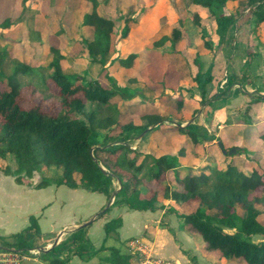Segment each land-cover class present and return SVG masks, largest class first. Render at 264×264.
Here are the masks:
<instances>
[{
  "label": "trees",
  "instance_id": "obj_1",
  "mask_svg": "<svg viewBox=\"0 0 264 264\" xmlns=\"http://www.w3.org/2000/svg\"><path fill=\"white\" fill-rule=\"evenodd\" d=\"M27 1H14L15 8L11 15L0 12V159L7 162L4 174L11 176L18 185H28L33 174L40 172L42 167H55L61 170V178L55 182L56 185L103 194L107 199L105 206L114 194L110 206L107 209L104 206L97 212L92 217L93 221L107 214L112 207L154 211L158 196L170 198L188 208L195 204L188 213L179 217L200 236L206 251L217 253L224 264L228 261L264 264V225L259 220L264 216L262 170L253 168L244 173L238 171L234 164L228 163L224 169L217 164H206L196 171L182 167L179 163V159L185 155L184 146L176 152L160 155L153 152L140 154L131 148V143L152 126L156 129L152 128L146 135L168 126L166 129H174L189 139L191 144H201L194 132L195 126L181 127L166 118L167 115L155 110L142 112L138 123L120 122V109L111 101L115 95L123 101L138 99L147 105L170 96L174 97L178 114L183 107L181 90L178 86H168L165 71L162 70L158 79L151 74L153 81L165 90V93L155 96L153 87L140 80L141 68L136 69V54H128L124 58L114 57L116 42L127 38L135 18L119 7L116 0H81L88 4L89 9L79 23L81 32L78 39L71 42L75 50L64 53L48 40L43 54L21 62L11 55L7 46L1 44L4 41L2 30L10 28L16 20L20 26L27 23L20 21L19 15L26 14V20H30L31 16L25 8ZM48 1L49 5H55L54 0ZM184 1L207 11L204 18L195 11L187 12L191 23L200 30L197 39L206 52L213 50L210 39L212 33L217 36V46L232 41L230 30L243 16L245 9L250 15V21H245L255 27L264 23V0H244L242 11L237 8L235 12L228 11L226 6L238 0H181ZM64 5L65 0H62L58 7ZM61 33L60 29L51 36L58 37ZM27 35L29 39L41 42L39 31L28 27ZM179 39L180 32L174 28L168 35H162L152 42V47L158 49L169 43L172 52ZM83 56L88 63L98 65L104 71L109 65L116 64L120 68L137 70V73L120 86L105 72L104 77L110 85L107 89L95 80L75 74L71 62ZM199 57V51L195 49L194 57L190 60L194 69L191 70V82L199 96L204 97L206 87L212 81V66L203 69ZM63 62L68 65L63 67ZM248 65L247 62L245 67ZM152 69L145 71L144 75L152 73ZM21 78L28 79V82ZM231 84L230 80H226L225 86L217 91L228 94ZM38 91H42L43 95L38 94ZM44 92L57 98L59 108L55 114L42 109V103L51 102ZM23 93L30 97L38 95L39 104L24 108ZM254 95L252 103H264V94ZM217 98L218 93L212 95L210 100ZM250 105H247V116ZM261 122L263 126L251 134L264 143V118ZM237 124L255 125L249 117ZM166 176L171 177L168 185L150 191L147 199L141 197L140 186L143 183L162 182ZM115 183L118 188L114 187ZM49 184L50 180L43 179L34 188L40 189ZM126 185L129 194L125 190ZM29 220L32 224L23 232L9 236L10 242L3 240L7 248L19 252L34 249L35 242L26 240L24 233L33 230L38 235L39 228L34 217ZM121 225L119 216L107 221L103 225V244L97 249L86 238L85 228L74 229L59 244L46 252H40L39 258L47 264H69L74 256L89 261L99 253L108 252L99 264H132L131 254L117 247L105 246L107 240L119 241L118 230ZM255 236L261 237V240L254 242ZM63 247L66 248L65 256L57 257L56 254Z\"/></svg>",
  "mask_w": 264,
  "mask_h": 264
},
{
  "label": "crops",
  "instance_id": "obj_2",
  "mask_svg": "<svg viewBox=\"0 0 264 264\" xmlns=\"http://www.w3.org/2000/svg\"><path fill=\"white\" fill-rule=\"evenodd\" d=\"M116 1L119 7L135 18V23L130 25V31L127 38L116 42V55L114 57L118 56L119 58H124L128 54H136V69L138 70L141 68L142 78H140V80L144 82V72L152 68L157 70L162 67L163 71L167 73L165 74L167 79L174 69L179 72L182 68L176 67L174 61H180L177 57H184V60L190 59L194 53L193 49L196 47V40H198L197 35L200 31L198 27L191 23L190 19L187 17V12L195 11L201 18H204L205 16H203V14L205 15L207 11L192 6L188 1L181 2V0ZM61 2L62 0H54L55 7L52 10L49 8V5L48 8L45 9L44 3L42 2L36 3L34 0H28L25 3V8L27 9V13L31 16L30 20H26V14L19 15L20 21H25L27 23H24L21 26L18 24L12 25L10 28L2 30V33L4 34V41H1V44L10 49L12 56L17 50L22 51L23 49H27L28 51H32V53L38 54V49L41 51V47H45L48 40L50 44L52 43L53 45L58 46L64 53H67L70 50L74 51L75 48L72 49L71 42L78 39L81 32V29L78 27L79 23L82 15L88 11L89 6L81 0H65V5L58 7ZM235 3L237 2L227 4V10ZM183 4L185 6H183ZM0 12L5 13L6 15H11V6L7 9H2V6H0ZM64 19L65 21L63 22ZM261 25H264V23ZM17 26L20 30L24 28L26 35L28 34L27 27L39 31L41 42L38 43L31 38L29 39L27 36L17 45L11 43V31L17 29ZM174 28L179 30L180 39L175 46V51H169L167 53L169 59H166L164 58L166 54H163L162 51L164 49H168L169 43H166L163 47L154 49L152 47V42L157 40L162 35H168ZM60 29L62 30V33L59 34L58 37L51 36L59 32ZM214 37H216V35L212 33L210 36L212 41L214 40ZM64 63L66 66L68 65L67 62H63V67H66ZM71 63V68L74 71L81 65L83 68L87 69H93L95 67L94 64L88 63L84 56ZM167 64L170 66L168 67ZM165 67H168L167 70H165ZM137 70H127L118 67L116 64H111L105 69V71L103 70V74L107 72L108 75L115 80L117 85L122 86L127 78L137 73ZM168 81L170 83L168 86L172 88H176L177 84L178 86L180 85V78L179 82H177L174 86H172L170 80ZM132 101L133 103L134 101L140 103L138 99ZM140 104L143 105V103ZM125 106V104L123 106L120 104L117 105L120 111L121 108H125ZM154 131L150 132L139 142L140 147L147 148V146H152V142V144H147V146L146 142L153 136L155 133ZM176 133L180 135V133ZM167 135L168 134H165L163 137H153L155 140L157 139L156 141H153V146L155 147L157 145V148L159 149V151H156L159 152L157 155L164 152H176L181 145H183L185 147V155L179 159V163L182 167L193 168L197 171L199 168L206 165V162L209 160H220L217 165L224 169L228 163H234L232 161V157L230 156H227V160L226 158H222V153L218 151L219 148L217 145V150L216 148L215 150H210L212 146L207 145H210L212 141L203 144H192L189 146L185 144V138L179 139L176 137V140L174 139L173 141L168 142L166 140ZM49 169H52V167ZM238 171L240 170L238 169ZM242 172L246 173L244 170H242ZM8 178L12 177L5 175L0 171V184L5 182ZM60 178L61 174H59L57 181ZM46 179L51 181V178ZM167 179L168 176H166L164 181H167ZM166 184L168 185L169 183L167 182ZM20 186H23L26 189L35 190V188L31 186ZM46 186L59 187L61 185H56L51 182V184ZM116 186L118 188L117 183H115L114 187ZM44 187L40 189H43ZM124 187L126 192L129 194V188H126V186ZM157 190L158 189L155 187L148 189L146 186H142L140 190L141 197L147 199L150 196V191ZM9 201V203L0 204V232L15 234L23 231L29 225V217L32 216L36 219V224L39 228L38 235L41 236L40 238L42 239L37 242V245L40 243H42L41 245L45 244L43 248L47 249L54 241L57 240L56 245L63 241V233L67 229L72 232L79 225L87 222L97 212L102 210L107 199L106 196L103 195V198L98 200V205H94L95 207L91 206L86 209L83 214L75 215L76 213H72V215L67 217V220L62 223L63 225H60L59 227H57L58 225L55 227V224L58 221H56V218H53V214L47 212L51 203L43 205L41 208L37 207L34 211H32L26 203L16 201L15 197H10ZM189 210L191 209L187 206L177 204L170 198L164 199L161 196H158L156 210L154 211H133L124 207H112L107 214L99 219H95L90 225L85 227V235L95 249L99 248L103 244L104 240L103 225L110 219L119 216L122 220V225L118 230L119 241H113V243L110 244L109 240H107L105 242L106 247H117L122 250L128 247L129 242L138 239L151 255L171 260L175 264H224V260L219 258L218 255H215L214 252H208L205 250V244L201 240L200 236L184 222L182 217H179L188 213ZM32 212H34V214H32ZM47 215H49L51 222V225L49 226L51 230L44 232L41 229V222L47 219ZM13 216L14 219L12 220L11 217ZM33 233L34 232L32 230L25 232L24 238L26 240L32 239ZM65 252L66 248L63 247L56 254V256L62 258L65 256ZM107 254L108 252L99 253L96 257L89 261H82L78 257L74 256L70 259L69 264H99L100 259ZM37 262L38 263H34L47 264L39 258V256ZM20 264H25V262Z\"/></svg>",
  "mask_w": 264,
  "mask_h": 264
},
{
  "label": "rangeland",
  "instance_id": "obj_3",
  "mask_svg": "<svg viewBox=\"0 0 264 264\" xmlns=\"http://www.w3.org/2000/svg\"><path fill=\"white\" fill-rule=\"evenodd\" d=\"M14 1L16 0H0V6H2V9H7L11 6V11H13L15 8ZM41 1L42 0H37L36 3H40ZM43 3L45 9L48 8L49 1L43 0ZM52 4L49 5V8L53 10L55 6H53ZM184 4L183 6H185ZM243 7L244 0H238L237 3H235L232 7L230 6L229 9L231 12H235L237 8L242 11ZM247 11L248 10L246 9L243 10V16H241L237 23L231 28L230 39L232 38V41L222 46H217L216 36L212 41L214 46L213 50L206 52L204 51L205 49L201 45H199L200 40H196L195 49L199 51V58L203 65V69H206L208 66H212V81L206 87L207 91L204 97L199 96L195 85L190 80L192 73L191 70H194L192 65L190 64V60L194 57V53L192 54L190 59L186 60H184V57H177V59H179L180 61L175 60L174 64L176 65V67L182 69H180L179 72L174 69L171 75L168 76L167 80H170L172 86H174L177 82H179L180 78V85L178 86L177 84L178 88H180L181 90L180 96L183 99V107L180 114H178L175 110L174 97L169 96L165 97L163 101L158 102L157 100H155L154 103H151L149 105L144 103L142 105L140 104L141 102L139 103L137 101H134V103L133 101H123L119 96L115 95L111 99L112 103L116 105L120 104L122 106L124 104L126 105L125 108H121L119 118L120 122L138 123L139 116L142 112H145L147 110L158 111L167 115L168 117H165L170 118L173 123L180 124L181 127H184L186 125L195 126L194 132L196 136H198L201 144L212 141L210 145H207L212 146L210 150H215L217 143L221 142L225 150V153L222 154V158H226V160L227 156H229L228 151L231 148H237L235 154L230 155V157H232V161L234 162L233 164L237 166V170L239 169L241 172L242 170H244L245 172H249L253 168H259L264 172V143L251 134L252 131L254 132L258 130V128H261L263 126L261 119L264 118V103H252V101L255 99V93L264 94V25L255 27L251 23H249L248 21H250V15L248 16ZM206 14L207 13H205V15L203 14V16H206ZM64 21L65 19L63 20V22ZM16 24H18L17 20L14 25ZM19 30L20 29L17 26V29L11 31V43H14L15 45H17L22 39L24 40V38L28 36L25 34L26 31L24 28H22L20 32ZM44 49V46L41 47V51L40 49H38V54H43ZM195 49H193V52H195ZM169 51V47L168 49H164L162 51L163 54H166L164 58L169 59L167 54ZM38 54L32 53V51H28L27 49H23L22 51L17 50L13 57L21 62H27L34 55ZM247 62L249 63V65L245 67V64ZM40 64H43V62H41ZM162 70V67L157 70L152 69V73H147L143 76L145 82L153 87L154 94L156 96H160L162 93H165V90L158 86V82L153 81V79L151 78V74L153 75V78L158 79L161 76ZM7 73L8 72L6 70V74ZM75 74L78 76H82L88 80H95L107 89L110 88L109 83L104 77L103 70H101L99 66L95 65L93 69H87L83 68L81 65L80 67L76 68ZM21 80L24 82H28V79L26 78H21ZM226 80H230L232 84L228 90L230 92L228 94H223L220 91H217V89L223 88L225 86ZM168 84H170L169 81ZM217 93L218 98L214 101L210 100V97ZM38 94L42 96L43 92L38 91ZM22 96V106L24 108L39 104L40 99L38 95L30 97L27 93H23ZM44 96H48L51 99V102L42 103V109L44 111H49L52 114H55L59 108V105L56 102L57 98L51 96L50 94L46 95L45 92ZM249 103H251V105L249 116H247L246 110ZM247 117H249V119L253 123H255V125L247 126L244 124H237V122L242 121L243 118H245L246 120ZM165 125L167 126L168 122H166ZM150 128V130H152V128L156 129L154 126ZM166 128H168V126L164 127V129L162 130H155L153 136L150 137L146 142V146L147 144H154L153 141L155 140L154 138H156V136L163 137L165 134H168L166 139L168 142H171L174 139L176 140L177 138H185L187 140H185V144L189 146L192 145L190 140L185 136L181 134L178 135L172 128L169 130ZM99 134L102 135L103 133L99 132ZM144 136L140 140H137L136 138L134 142L131 143V148L136 149L140 154L153 152L155 155H157L159 153L156 152L159 151L157 145L154 147L152 144V146H147V148L139 146V142L144 138ZM242 150L244 151V153H241ZM218 151L222 153L220 148L218 149ZM139 159H141V157H139ZM218 162H220V160H209L206 162V164L213 165L218 164ZM6 165L7 162L0 159V171L2 173H4ZM59 174H61L60 169H57L55 167H52V169L42 167L40 172H36L33 174L29 184L26 186L34 187L36 184L40 183L43 179L46 178H51V182L55 183L58 179ZM167 182H171V177H168L167 181L162 182H145L140 186V190L142 186H146L148 189L152 187L160 189L161 187L165 186ZM126 188H128V185H126ZM10 197H15V200L18 202L26 203L32 211H34L37 207L41 208V206L51 203L47 212L53 214V218H56V221H58L55 224V227L57 225V227H59L60 225H63L62 223L66 221L67 217H70L72 213H76L75 215L83 214L86 209L90 208L91 206L95 207L94 205H98V200L103 198V194L91 193L85 190H72L64 185H61L59 187L45 186L40 190H31L17 185L14 182V179L8 178L5 180V182L0 184V204L9 203ZM194 206L195 204H193L192 207ZM192 207L190 208L192 209ZM32 214H34V212H32ZM11 218L13 220L14 216ZM259 220L264 225V216H261ZM31 224L32 223L29 220V225ZM50 225L51 222L49 219V215H47V219L41 222V229L44 232H48L51 230L49 227ZM68 231L69 230L67 229L63 233L62 240L68 237V233L70 232ZM11 235L14 234L0 232V250H11L7 248L3 243V240L10 242L11 239L9 238V236ZM40 237L41 236H38L34 232L33 238L27 239L35 242L33 245L36 244V248L34 246V250L36 251L38 250V248H43L45 246V244L41 245L42 243L37 245V242L39 240H42ZM259 240H261V237H253L254 242H257ZM109 243L111 244L113 243V241L109 240ZM121 251L129 253L130 250L128 247H126ZM214 254L218 255L217 253ZM24 262L25 264H35L33 260ZM227 264L240 263L235 261H228Z\"/></svg>",
  "mask_w": 264,
  "mask_h": 264
},
{
  "label": "built area",
  "instance_id": "obj_4",
  "mask_svg": "<svg viewBox=\"0 0 264 264\" xmlns=\"http://www.w3.org/2000/svg\"><path fill=\"white\" fill-rule=\"evenodd\" d=\"M129 254L133 256V264H175L171 260L155 257L149 253L144 245L138 240H132L128 244ZM38 250L30 249L26 252L0 250V264H20L24 261L33 260L38 263Z\"/></svg>",
  "mask_w": 264,
  "mask_h": 264
},
{
  "label": "water",
  "instance_id": "obj_5",
  "mask_svg": "<svg viewBox=\"0 0 264 264\" xmlns=\"http://www.w3.org/2000/svg\"><path fill=\"white\" fill-rule=\"evenodd\" d=\"M148 130H150V128H147L146 130H144V132H142V133L137 137V140H140V139H141V138L147 133ZM217 146L220 148V150L222 151V153H225V151L222 149V145H221L220 142L217 143ZM236 151H237L236 148H231V149L228 151V154H229V155H233V154H235ZM113 197H114V194H112V195L110 196L109 202L107 203V205L105 206L104 209H107V208L110 206ZM92 221H93V218L90 219V220H88L87 222H85V223L79 225L76 229H83V228L87 227L88 225H90V224L92 223ZM56 243H57V240L54 241V242L52 243V245H51L49 248H47V249L38 248V252H39V253L42 252V251H43V252H46V251H48L50 248L54 247V246L56 245Z\"/></svg>",
  "mask_w": 264,
  "mask_h": 264
}]
</instances>
